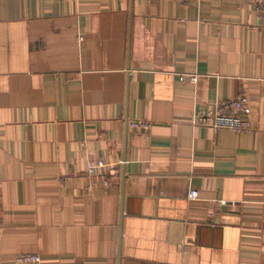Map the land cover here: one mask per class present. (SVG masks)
<instances>
[{"label": "crops", "instance_id": "0c3cea01", "mask_svg": "<svg viewBox=\"0 0 264 264\" xmlns=\"http://www.w3.org/2000/svg\"><path fill=\"white\" fill-rule=\"evenodd\" d=\"M257 24L253 0H0V264H264ZM237 98L251 133L192 125Z\"/></svg>", "mask_w": 264, "mask_h": 264}, {"label": "built area", "instance_id": "2783aa9c", "mask_svg": "<svg viewBox=\"0 0 264 264\" xmlns=\"http://www.w3.org/2000/svg\"><path fill=\"white\" fill-rule=\"evenodd\" d=\"M256 6L258 24L255 28L264 30V0H253ZM246 101L243 98H237L231 101L217 103L208 111H200L191 117L192 125L204 127L213 130L228 129L237 133H251L252 129L245 117ZM130 127L136 131L150 129L149 123L134 122ZM104 167L100 160L90 161L87 165V175L94 176L96 171ZM104 184H107L104 178ZM190 198H194L196 193L191 191ZM15 264H39L40 258L36 255L18 256L13 259Z\"/></svg>", "mask_w": 264, "mask_h": 264}]
</instances>
